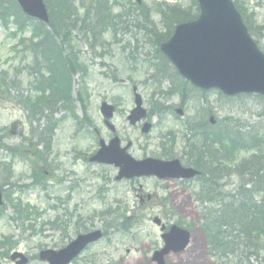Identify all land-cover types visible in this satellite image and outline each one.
<instances>
[{
    "label": "rangeland",
    "instance_id": "374dc122",
    "mask_svg": "<svg viewBox=\"0 0 264 264\" xmlns=\"http://www.w3.org/2000/svg\"><path fill=\"white\" fill-rule=\"evenodd\" d=\"M95 1H75L79 17L89 18L85 28L89 23L94 24L96 9L88 11L86 6L91 7ZM239 2L245 15L251 18L253 39L264 52V0ZM107 3L113 26H106L99 39L102 47L91 50V43L83 32L76 29L72 33L74 55L87 74L84 89L81 74L74 77L71 94L72 100L81 94L84 105L73 101V114L62 104L54 107L52 118L60 123L53 133L49 152L41 145L35 149L33 142V149L31 145H20L21 139L26 140L30 132L40 131L44 121H30L16 103L19 95L31 94L25 73L32 57L22 53L19 38L8 37L9 32L0 27V72L8 71L11 78L15 71L18 73L16 86L0 97V162L9 164L12 159L6 146H21L14 151L15 160L11 161L13 186L3 194L0 244L2 239H7L9 245L0 247V264H13L8 258L12 252L22 253L28 264H45L38 260L40 252L60 250L77 235L92 229L101 230L104 238L72 264H154L151 257L162 247L160 230L152 223L155 217L166 227L177 225L190 233L185 251L169 255L164 264H218L206 254L199 221L202 206L195 197L201 185L208 187L205 178L188 183L146 178L116 181L117 169L88 162L98 150V141L107 145L113 137L103 124L99 106L105 102L116 107L117 112L110 121L114 136L122 146L132 144L129 150L132 158L178 159L187 166L191 163L186 156L190 148H187L188 133L183 125L195 127L213 116L219 130L253 129L264 137V100L243 96L221 101L210 93L205 101L194 92L182 107L183 117L177 116L174 109L180 108L179 100L170 97L165 100V95L160 94L169 89L168 82L159 85L152 80L153 66L157 63L150 59L154 52L151 43L165 32L160 11L167 17V7L174 6L194 18L197 12L192 0H142V7L137 10L134 0H108ZM140 8L149 13L147 24L138 15ZM145 29L147 33L152 32V39ZM22 38H29V32H24ZM133 88L142 98L147 121L152 124L146 135L140 132V125L131 127L126 120L134 107ZM165 109L172 112L164 115ZM194 144L199 150L201 142L197 140ZM208 158L206 153L203 159L208 162ZM228 182L224 193L235 187V180ZM147 196L151 198L149 202Z\"/></svg>",
    "mask_w": 264,
    "mask_h": 264
},
{
    "label": "trees",
    "instance_id": "16d2710c",
    "mask_svg": "<svg viewBox=\"0 0 264 264\" xmlns=\"http://www.w3.org/2000/svg\"><path fill=\"white\" fill-rule=\"evenodd\" d=\"M44 1L50 13L48 26L23 16L15 0H0V27L9 32V37L11 35L19 38L18 44L22 45V52L31 53L34 57V65L27 75L33 77L31 84L37 95L25 98L19 95L16 103L23 107L31 121L44 120L43 128L30 132L28 141L31 143L35 140L36 145L49 151L53 132L57 127L56 121L49 115L58 104L71 105L72 78L82 70L74 61L69 39V33L78 25V18L71 8L74 0ZM102 2L103 10L108 11L105 8L106 0ZM234 5L242 14L239 0H235ZM169 13L171 24L189 19V14L181 10H172ZM141 16L146 21L147 15L141 12ZM95 18L94 26L104 27L107 20L108 23L111 22L103 11ZM82 23L85 24L83 21ZM245 24L248 27L246 20ZM10 29H14L11 34ZM27 31L30 37L24 40L22 36ZM170 32L171 27L166 34ZM86 34H92L93 43L96 42V27L86 30ZM65 48L70 52L65 54ZM17 75V71L12 78L8 71L0 74V97H5L7 90L16 86ZM178 83L174 90L171 89V93L187 96L186 92L192 89L179 79ZM206 133L208 134L198 135L197 140L204 148L208 147L207 150L210 148V162L205 161L200 153L191 165L201 170L204 176L207 175L211 184L206 192L208 206L201 208L200 212V227L206 240L207 253L221 264H264V139L253 129L247 132L239 129L222 131L217 127L211 133ZM192 139H196L195 136ZM192 146L197 147L194 143ZM6 148L10 153L17 149ZM240 153H246L249 157L239 162L234 161ZM213 154L217 157H211ZM0 167L3 172L4 169H10V165L1 163ZM222 168L227 171L225 177L238 180L232 194L220 191L218 182L223 179L220 172ZM3 178L0 175V179ZM4 181L2 185H8L9 176Z\"/></svg>",
    "mask_w": 264,
    "mask_h": 264
},
{
    "label": "water",
    "instance_id": "95a60500",
    "mask_svg": "<svg viewBox=\"0 0 264 264\" xmlns=\"http://www.w3.org/2000/svg\"><path fill=\"white\" fill-rule=\"evenodd\" d=\"M22 12L42 22L48 17L42 0H16ZM139 2V0H137ZM200 17L197 22L182 24L175 28L172 38L161 46V52L176 68L179 75L203 90L219 89L225 95L257 93L264 95V57L257 51L247 36L239 15L229 0H197ZM135 109L128 121L134 126L144 119L146 112L141 108V99L135 95ZM101 114L111 119L114 108L101 105ZM179 115L181 111H177ZM212 121V119H211ZM149 125H144L147 133ZM100 150L90 162L113 164L120 168L116 180L155 176L160 180L191 179L198 175L192 169H184L178 161L161 162L147 159L136 162L126 154L128 144L120 149L118 139L110 141L108 147L99 142ZM1 203V195H0ZM156 224L159 222L154 221ZM101 238L100 232L80 235L75 241L59 252L46 251L40 260L48 264H69L89 244ZM165 248L155 253L153 261L163 264L162 258L170 251L178 252L188 243V233L176 227L162 236ZM20 258L16 264H26L20 254H13L11 260Z\"/></svg>",
    "mask_w": 264,
    "mask_h": 264
}]
</instances>
